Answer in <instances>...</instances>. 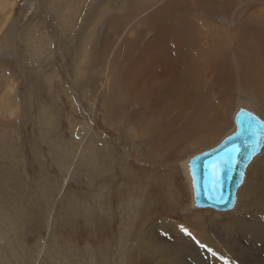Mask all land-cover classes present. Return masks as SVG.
I'll use <instances>...</instances> for the list:
<instances>
[{
  "label": "rangeland",
  "instance_id": "obj_1",
  "mask_svg": "<svg viewBox=\"0 0 264 264\" xmlns=\"http://www.w3.org/2000/svg\"><path fill=\"white\" fill-rule=\"evenodd\" d=\"M221 1L8 3L12 6L6 24L10 35L0 43V108L5 110L0 112L1 264H11L8 260L12 264H264V153L248 168L237 204L227 212L194 208L181 170V160L229 134L234 125L232 108L248 95L241 91L240 71L234 63L228 76L223 75L222 67H230L233 58L226 54L229 42L224 33L209 44L215 48L210 55L195 56L199 46L193 45L206 47L205 37L211 40L206 20L214 30L218 25L231 28L232 38L239 20L259 3L233 0L222 7ZM66 2L71 29L54 13ZM246 6L249 11H244ZM182 25L197 28L187 45L179 42ZM28 33V39L35 34L52 40L40 61L29 56L24 40ZM263 36L259 32L253 38L259 43L251 44L259 48L257 53L263 52L257 57L264 69ZM244 37L240 32L237 41L242 44ZM177 41L181 45L175 46ZM87 42L90 49L82 53ZM238 54L244 64L253 60L254 53ZM134 57L142 61H136L132 74L126 64ZM81 67L84 75L77 77ZM251 105L264 118V107L254 101ZM78 126L89 133L85 139L91 149L80 148ZM93 158L99 162H92ZM166 218L175 219L179 231L169 227ZM225 223L236 231L231 226L226 234L221 230ZM207 244L225 248L220 252ZM10 250L20 253L13 251L12 257Z\"/></svg>",
  "mask_w": 264,
  "mask_h": 264
},
{
  "label": "bare ground",
  "instance_id": "obj_2",
  "mask_svg": "<svg viewBox=\"0 0 264 264\" xmlns=\"http://www.w3.org/2000/svg\"><path fill=\"white\" fill-rule=\"evenodd\" d=\"M13 1H16V0H0V10L2 9V12L0 11V43H3V42H6L7 41V36L9 37V35H10V31H9V25L6 27V24H7V19L9 18V16H10V14H11V7L12 6H8V3H13ZM70 1H72V0H69V2ZM82 1L83 0H81V4H82ZM231 1H233V0H222L220 3H221V6L222 7H225V6H228L229 5V3H231ZM239 1V0H238ZM245 0H241V1H239L240 3L241 2H244ZM252 1V0H251ZM255 1H259V3L258 4H256V6H257V8L255 7V9L253 10V11H251L250 10V12H247L246 14H244V15H246V16H243L244 18L242 19V20H239V22H238V24H237V26L235 27V33H234V31L233 32H231L232 34V38H231V36H230V29L228 28V25H227V28H228V30H225L221 25H218V29L217 30H214V28L213 27H211L209 24L211 23V22H209L208 20H206V28L208 27L209 28V38L211 39V40H206V39H208L207 38V36L205 37V40H204V43H206V47L203 45V44H195V45H193L194 47H196V46H199L198 48H199V51H197L198 50V48H197V50L195 49V53H196V55L195 56H201V55H203V56H205V55H207V54H209L210 55V53H211V51L213 50V49H215V48H213V47H211L209 44L210 43H212V42H215V41H218V38H217V34H219V33H224V36H225V41L226 42H229V46L226 48V49H229L230 48V46H231V42L233 41V43H232V45H234V50L232 51L233 53H231V52H229L228 53V51H226V54L228 53V55L229 56H233V57H235V58H238V59H240L239 57H236V55H239L238 53L240 52V51H242L243 50V53L245 54V52L247 51L248 53H249V56L251 55V54H253L254 53V55H253V57H252V59L253 60H251L250 62H249V60H246L247 61V63L246 64H244V63H242V64H240V65H237L236 67L238 68V71H240V82H241V84H242V87L244 88V89H241V91H242V93H244V94H248V95H242L241 96V98L239 99V100H237V103L238 102H240L238 105L239 106H237L236 108L234 107V108H232L233 109V112L231 113V116H232V119H233V121H234V115L236 114V112H237V110L239 109V108H245L246 110H248V111H250L251 113H253V114H255L257 117H259L260 119H262V121H264V118L263 117H261L258 113H256L254 110H253V108L252 107H255L256 105H258V104H254L255 106H253V105H251V101H254V102H256V103H260V105H262L261 107H264V69L262 68V65L263 64H261V66H260V64H259V60H260V57L258 58L257 57V54L258 53H260V55L259 56H261L262 54H263V52H258L257 53V51H256V49H259L258 47H253V44H251V43H254V44H256V43H259L258 41H257V38H256V42L255 41H253V38H255L254 36H257L258 35V33L259 32H264V0H255ZM68 2H66V3H64L63 5H61V6H59V8H57V9H54L55 11H54V13H56V16L55 17H59V18H61V20H63V25L65 26V27H67L68 29H71L72 28V24L70 23V21H72V19H71V12L69 11L70 10V5L69 4H67ZM249 3V2H248ZM255 4V3H254ZM220 6V5H219ZM221 6H220V8H221ZM63 8V9H62ZM251 8V7H250ZM249 8V9H250ZM109 10V9H108ZM216 10V9H215ZM248 9H247V6L245 7V9H244V11H247ZM71 11H72V9H71ZM212 11V10H211ZM219 11V10H218ZM243 11V12H244ZM249 11V10H248ZM222 12V11H221ZM138 13V12H137ZM209 13V12H208ZM219 13V12H218ZM58 15V16H57ZM156 15V14H155ZM129 16V15H128ZM212 16V15H211ZM178 17V16H177ZM242 18V17H241ZM240 18V19H241ZM143 19V18H142ZM60 20V21H61ZM234 20V19H233ZM253 20H255L256 22H255V24H256V27H255V25H253ZM137 21V20H136ZM181 21H183V20H181ZM176 22V21H175ZM178 22V21H177ZM136 23H138L139 25H140V23L139 22H136ZM135 24V23H134ZM137 24V25H138ZM252 24V25H251ZM57 25V24H56ZM96 25V23L94 24V26ZM138 25V26H139ZM176 25L178 26V24L176 23ZM180 25V24H179ZM192 25H189V26H184V25H182V27L180 26L178 29V31H180V32H178V34H179V36H180V43L182 44V45H187V43H186V40H187V38H189V39H193L192 37H191V34H192V36H193V32L194 33H196L197 34V31H196V27L195 28H193V27H191ZM235 26V25H234ZM6 27V28H5ZM5 28V29H4ZM94 28V27H93ZM135 28H137L136 27V25H135ZM254 30H253V29ZM66 29V28H65ZM172 29V28H171ZM176 29V28H175ZM163 31L165 30V29H162ZM174 30V29H173ZM177 30V29H176ZM196 32H195V31ZM206 30V29H205ZM211 30H213V32H211ZM249 30H251L252 32H249L248 33V31ZM158 31V30H157ZM168 31V30H167ZM183 31H185V32H183ZM158 32H161V31H158ZM186 32L188 33V35H189V37H186ZM240 32H242V33H244V35H245V37H244V39H242L241 38V41H242V44H240L237 40H238V36H239V34H240ZM30 33H32V31L30 32ZM30 33H28V34H26L25 36H24V40H25V42H26V46H27V48H28V50H29V56H30V58L31 59H33V60H36V61H40V60H42V58H44V53L47 51L46 50V48H45V46H48L49 45V47H50V44H49V42H52V40H50L49 39V42L47 41V39H40V37H41V35H42V33L40 32V37H37V36H35V34L32 36V38L31 39H28L27 38V36L28 35H30ZM162 33V32H161ZM174 33V32H173ZM176 33V32H175ZM171 34V33H170ZM196 34H194V35H196ZM205 34V33H204ZM252 34L254 35V36H252ZM43 35H44V37H46V34L45 33H43ZM159 36L161 35V34H158ZM157 35V36H158ZM173 35V34H172ZM246 35H247V37H246ZM90 36V31H89V34L86 36V39L88 38H90L89 37ZM212 36H214V37H212ZM12 37H13V35H12ZM155 38V37H154ZM159 38V37H158ZM174 38V37H173ZM234 38V39H233ZM156 39V38H155ZM174 39H176V37L174 38ZM197 39V38H196ZM132 40V39H131ZM153 40V39H152ZM158 40V39H157ZM163 40V39H162ZM263 40H264V36H263ZM191 41V40H190ZM24 42V43H25ZM136 42V41H135ZM162 42V41H161ZM175 42H176V40H175ZM184 42V43H183ZM262 42V41H261ZM124 43H128V41H124L123 42V44ZM130 43V42H129ZM173 43V42H172ZM180 43H178V41H177V43H174L175 44V46H176V44H180ZM245 43H247L246 45H247V50L245 49ZM88 42L84 45V52L82 51V53H86L87 52V50H89L90 49V47L88 48ZM154 44V43H153ZM163 44V43H162ZM180 44V45H181ZM194 44V43H193ZM261 44V43H260ZM129 44H127V46H128ZM135 45H136V43H135ZM142 45H144V44H142ZM165 45V44H164ZM244 45V49H242V46ZM258 45V44H257ZM118 47H115V49H114V51H116V49L118 50V48H119V45H117ZM131 46V45H130ZM156 46H158V44L156 45ZM204 46V47H203ZM248 46H249V48H248ZM256 46V45H255ZM260 46V45H259ZM262 46H264V41H263V44H262ZM173 47V46H172ZM179 47V46H178ZM178 47H174L175 49H177ZM183 47V46H182ZM150 48H151V46H150ZM156 48V47H155ZM180 48V47H179ZM187 48V47H186ZM128 49V48H127ZM149 49V48H148ZM159 49H161V48H159ZM183 49V48H182ZM205 49H207V50H205ZM154 50V49H153ZM187 50V49H186ZM194 50V49H193ZM74 51V50H73ZM155 51V50H154ZM153 51V52H154ZM181 51V50H180ZM261 51H263V50H261ZM81 52V51H80ZM151 52H152V50H151ZM156 52H157V50H156ZM74 53V52H73ZM89 53V52H88ZM146 53V52H145ZM174 53V52H173ZM194 53V54H195ZM217 53H220V54H223L222 52H219V51H217ZM154 54H156V53H154ZM175 54V53H174ZM173 54V55H174ZM114 55V54H113ZM112 55V56H113ZM149 55H151V53L149 54ZM148 55V56H149ZM157 55V54H156ZM156 55H155V57H156ZM178 55V54H177ZM208 55V56H209ZM111 56V55H110ZM109 56V57H110ZM142 56V55H141ZM148 56H147V58H148ZM188 56V55H187ZM84 57H86V55H84ZM121 57V56H120ZM153 57H154V55H153ZM166 57V56H165ZM183 57H184V55H183ZM246 57V56H245ZM143 58H144V56H143ZM157 58V57H156ZM166 58H169V56L168 57H166ZM181 58V57H180ZM140 59V57L138 58V57H134V58H132V59H130L129 58V60H127V64H126V67H127V69H129L130 71H131V73H132V71H133V68H134V65L137 63L136 61H138ZM141 59H142V57H141ZM140 59V60H141ZM246 59V58H245ZM81 60H82V56H81ZM108 60H109V58H108ZM139 60V61H140ZM146 60H148V59H146ZM151 60V59H150ZM186 60H187V58H186ZM190 60V59H189ZM142 61V60H141ZM153 61V60H152ZM164 61H166V60H164ZM235 61V60H234ZM103 62V61H102ZM148 62V61H147ZM154 62V61H153ZM78 63V62H77ZM107 63H108V61H107ZM138 63H140V62H138ZM149 63V62H148ZM147 63V64H148ZM167 63V62H166ZM261 63V62H260ZM263 63V62H262ZM111 64V63H110ZM141 64V63H140ZM152 64V63H151ZM159 64V63H158ZM184 64V63H183ZM192 64V63H191ZM79 66H80V64H78ZM138 65V64H137ZM146 65V64H145ZM141 66V65H140ZM161 66V65H160ZM185 66V65H184ZM188 66V65H187ZM125 67V66H124ZM173 67V66H172ZM264 67V66H263ZM78 68V67H77ZM107 68H108V65H106V67H105V71L107 70ZM137 68H138V66H137ZM135 69V70H138L139 71V68L138 69ZM169 68H171V67H169ZM182 68V67H181ZM197 68V67H196ZM195 68V69H196ZM235 68V67H234ZM244 68H246V70L244 69ZM257 68V69H256ZM39 69V68H38ZM80 69V68H79ZM79 69H77L78 70V73H76V76L78 77V75H81V76H83L84 75V73H83V70L84 69H82V67H81V72L79 71ZM101 69V68H100ZM172 69V68H171ZM183 69V68H182ZM150 70V69H149ZM185 70V69H184ZM193 70V69H192ZM200 70H202V69H200ZM236 70V69H235ZM142 71V70H141ZM140 71V72H141ZM163 71V70H162ZM190 71V70H189ZM252 72V73H254V75H252V73H251V76H248V78L249 79H245L246 78V73L247 72ZM126 72V71H125ZM139 72V73H140ZM143 72V71H142ZM172 72V71H171ZM191 72V71H190ZM237 72V71H236ZM133 73H134V71H133ZM132 73V74H133ZM162 73V72H161ZM170 73V72H169ZM174 73H176V72H174ZM186 73V72H185ZM185 73H183V74H185ZM239 73V72H238ZM109 73H106V77H108L109 75H108ZM163 74V73H162ZM128 75H130V74H128ZM166 75H168L169 76V74H166ZM173 75H175V74H173ZM136 76H137V74H136ZM135 76V77H136ZM176 76V75H175ZM174 76V77H175ZM131 77V76H130ZM191 77V76H190ZM169 78V77H168ZM173 78V77H172ZM171 78V79H172ZM177 78H179L178 76H177ZM7 79V78H6ZM136 79V78H135ZM135 79H134V81H135ZM170 79V78H169ZM252 79V80H251ZM204 80V79H203ZM254 80V81H253ZM127 81V80H126ZM134 81H133V83H134ZM248 81H252V83L248 86L246 83L248 82ZM148 82V81H147ZM170 82H171V80H170ZM206 82V81H205ZM1 83V82H0ZM8 83V82H7ZM10 83H11V81H10ZM13 83V82H12ZM146 83V82H145ZM149 83V82H148ZM197 83V82H196ZM203 83V82H202ZM139 84H141V83H139ZM238 84V83H237ZM142 85V84H141ZM246 85V86H245ZM237 86H239V85H237ZM10 89V88H9ZM110 89V88H109ZM11 91V90H10ZM200 92H201V90H199ZM1 93V92H0ZM0 99H1V101L3 102V96L0 94ZM110 96L106 99V102H105V106L106 107H108V105H109V101H110ZM182 98H184V97H182ZM132 99V98H131ZM192 99V98H191ZM244 100V101H243ZM241 101H243L242 103H241ZM2 102H1V104H2ZM133 102H134V100H133ZM235 102V101H234ZM114 103V102H113ZM191 103L193 104V103H195V101H192L191 100ZM244 103V104H243ZM131 104V103H130ZM130 106H132V105H129V107ZM197 106H199V105H197ZM196 106V107H197ZM218 107L220 108V106H219V104H218ZM260 107V106H259ZM112 108V107H111ZM235 109V110H234ZM255 109H256V107H255ZM261 109V108H260ZM112 110V109H111ZM1 111H5L3 108H0V112ZM129 111V110H128ZM226 111V110H225ZM47 113V112H46ZM122 115V114H121ZM132 115H134L133 113H132ZM225 115V114H224ZM108 116H109V118H111V116H110V114H108ZM156 116V115H155ZM217 120V119H216ZM135 122V121H134ZM231 122V121H230ZM233 124H234V122H233ZM48 125V124H47ZM233 126V128L231 127V131L229 132V134H231V133H233L234 132V130H235V124L234 125H232ZM147 129V128H146ZM149 129V128H148ZM45 132V131H44ZM46 134V133H45ZM76 134H77V138H79V146H80V148L82 149V147H89L88 149H91L92 148V146L88 143V141H86V139H85V137H87V134H89V133H87L82 127H80V126H78L77 127V129H76ZM146 134V133H145ZM149 134V133H148ZM222 134V133H221ZM229 134H227V135H225V137L226 136H228ZM149 135H151V134H149ZM152 136V135H151ZM225 137H223L222 139H220L217 143H215V145H213V146H211V147H209L208 149H210V148H213L214 146H216L219 142H221ZM76 141H78V140H76ZM96 142V141H95ZM78 146V147H79ZM60 148H61V146H60ZM65 149V148H64ZM208 149H206V150H208ZM61 150V149H60ZM175 150V149H174ZM85 151V150H84ZM83 151V152H84ZM91 151V150H90ZM138 151V150H137ZM141 151V150H140ZM205 151V150H204ZM71 152V151H70ZM98 152V151H97ZM202 152V151H201ZM65 153V152H64ZM63 153V154H64ZM77 153V152H76ZM101 153V152H100ZM190 153V152H189ZM200 153V152H199ZM262 153H264V135H263V142H262V144H261V148L259 149V152H258V154H256L252 159H251V161H250V163L247 165V167L245 168V173H244V176H243V180H242V182H241V184L236 188V191H235V194H234V196H235V202H234V206L231 208V209H229V210H219V211H216V212H227V211H231V210H233L234 208H235V206H236V204H237V201H238V199H239V195H238V193H239V189L242 187V185H243V183H244V181H245V178H246V174H247V170H248V168L250 167V165L253 163V161L256 159V158H258L259 157V155L261 154L262 155ZM92 154V153H91ZM94 154H95V152H94ZM133 154V153H132ZM102 155V154H101ZM196 155V154H195ZM195 155H193V156H195ZM65 156H67V155H65ZM71 156H73V155H71ZM91 156V155H90ZM177 156V155H176ZM193 156H191V157H188V158H185V159H183V160H181V170H182V173L184 174V177H185V179H186V181H187V185H188V188H189V190L191 191V204H192V206L194 207V208H198L197 206H196V203H195V191H194V179H193V176H192V174H191V164H190V160H191V158L193 157ZM95 157V156H94ZM99 157V156H98ZM174 157V156H173ZM96 158V157H95ZM94 158L92 159V162H94V161H96L97 163L99 162L98 160H99V158H98V160H94ZM132 164V163H131ZM69 167V166H68ZM98 168V167H97ZM62 170H63V168H62ZM263 170V169H262ZM70 172V171H69ZM166 173V172H165ZM66 175V174H65ZM143 180V179H142ZM247 182V181H246ZM122 185V184H121ZM150 206V205H149ZM98 207V206H97ZM14 208V207H13ZM180 208V207H179ZM199 209H201V208H199ZM203 209V208H202ZM207 209H211V208H207ZM212 210V209H211ZM8 212V211H7ZM12 213V212H11ZM13 214V213H12ZM223 214V213H222ZM254 214V213H253ZM8 216V215H7ZM257 216V215H256ZM16 217V216H15ZM246 217V216H245ZM251 217V216H250ZM254 217H255V215H254ZM263 217V216H262ZM17 218V217H16ZM252 218V217H251ZM257 218H258V216H257ZM3 219V218H2ZM15 219V218H14ZM14 219H12V220H14ZM95 219V218H94ZM162 219V218H161ZM245 219V218H244ZM264 219V218H263ZM16 220H18V219H16ZM164 220V219H163ZM166 220V222L168 223V225H169V227H170V225L173 227V230H175V231H179V227L177 226L178 225V223L177 222H175L174 220H171V219H168V218H166L165 219ZM256 220V219H255ZM257 220H260V219H257ZM262 220V219H261ZM260 220V221H261ZM5 221L7 222V220L5 219ZM15 221V220H14ZM20 221V220H19ZM21 221H22V219H21ZM162 221V220H161ZM206 221V220H205ZM263 221V220H262ZM261 221V222H262ZM17 222V221H16ZM155 222V221H154ZM160 222V221H159ZM186 222V221H185ZM242 222H243V220H242ZM241 222V223H242ZM10 223V222H9ZM160 223H162V222H160ZM164 223H165V221H164ZM236 223H239V221L237 222V220H236ZM14 224V223H13ZM17 224V223H16ZM255 224V223H254ZM253 224V225H254ZM8 225H10V224H8ZM18 225V224H17ZM233 225H234V222H233ZM232 224H224V225H222L221 227L223 228V229H221V230H223L224 232L226 231V234H228L229 235V231L228 230H232V229H229L231 226L234 228V226H233ZM237 225V224H236ZM241 224H239V226H240ZM14 226V225H13ZM19 226V225H18ZM162 226H164V225H162ZM255 226V225H254ZM8 226L7 225H5V228H7ZM15 227L17 228V226L15 225ZM166 227V226H165ZM164 227V228H165ZM252 227V226H251ZM12 228V227H11ZM208 228V227H207ZM167 229V227L164 229V230H166ZM172 229V228H171ZM235 229V228H234ZM237 229V228H236ZM236 229H235V231H236ZM20 230V229H19ZM149 230V229H148ZM172 230V231H173ZM7 231V230H6ZM128 231V230H127ZM234 231V230H233ZM234 231V232H235ZM238 231V230H237ZM208 232V231H207ZM233 232V233H234ZM94 233H95V231H94ZM174 233V232H173ZM177 233V232H176ZM236 233V232H235ZM96 234V233H95ZM137 234V233H136ZM232 234V233H231ZM16 235L17 234H13L12 235V237L11 238H13V239H15L16 240ZM9 236H11V235H9ZM97 236V235H96ZM147 237V236H146ZM141 238H143L142 236H141ZM209 238L211 239V236H209ZM6 239H8V238H6ZM12 239V240H13ZM226 239H228V237L226 238ZM230 239H233V238H230ZM9 240V239H8ZM148 240H150V239H148ZM173 240V239H172ZM212 240V239H211ZM249 240V239H248ZM210 241V240H209ZM13 242V241H12ZM17 242V241H16ZM16 242H15V244H16ZM173 242V241H172ZM203 242V241H202ZM212 242V241H211ZM216 242H218V241H216ZM4 243V242H3ZM18 243V242H17ZM138 243V242H137ZM140 243L141 244H143L144 243V240L142 239L141 241H140ZM168 243V242H167ZM208 243V242H207ZM220 243L221 244H223L221 241H220ZM8 244H10V243H8ZM14 244V245H15ZM19 244V243H18ZM154 244H156L155 242H153V245ZM174 244V243H173ZM210 244V243H209ZM209 244H207V245H209ZM215 244V243H214ZM226 245H227V243H225ZM12 245V244H11ZM9 246V247H11L10 249L12 250V247L14 246ZM119 245V244H118ZM169 245H171V244H169ZM204 245V244H203ZM207 245H205V246H207ZM216 245V244H215ZM215 245H209V247L211 248V247H217L219 250H220V252L222 251L223 252V248H225V247H222L221 248V245H217V246H215ZM225 245V246H226ZM17 246V245H16ZM165 246H167V245H165ZM174 246V245H173ZM9 247H8V249H9ZM23 248V247H22ZM121 248V247H120ZM164 248H167V247H164ZM207 248H208V246H207ZM122 249V248H121ZM133 249V248H132ZM144 249V248H143ZM213 249V248H212ZM227 249V248H226ZM10 250V251H11ZM21 250V249H20ZM42 250V249H41ZM118 250H119V248H118ZM210 250V249H209ZM209 250H207V251H209ZM228 250V252H230L231 253V251L229 250V249H227ZM260 250V249H259ZM15 253L16 252H19L18 250H13ZM13 251H11L10 253H11V256L13 257V255H14V252ZM122 251V250H121ZM121 251H119L118 253H120ZM213 252L211 253V254H213L214 253V250H212ZM255 251V250H254ZM9 252V251H8ZM24 252V251H23ZM20 253V252H19ZM124 253V252H123ZM216 253V252H215ZM214 253V254H215ZM226 253H227V251H226ZM230 253H228V254H226V255H229ZM213 254V255H214ZM222 254V253H221ZM118 255H120V254H118ZM212 255V256H213ZM216 255V254H215ZM214 255V256H215ZM218 255V254H217ZM220 255V254H219ZM219 255H218V258H219ZM124 256V255H123ZM158 256V255H157ZM169 256V255H168ZM118 257H120V256H118ZM217 257V256H216ZM225 257V256H224ZM228 257V256H227ZM16 258L18 259V257L16 256ZM23 258V257H22ZM220 258H222V257H220ZM229 258V257H228ZM11 259V258H10ZM90 259V258H89ZM223 259V258H222ZM221 259V260H222ZM15 260V259H14ZM114 260V259H113ZM113 260H111V262L113 261ZM116 260V259H115ZM223 260H227V259H223ZM2 260L0 259V264L2 263L1 262ZM11 264H12V260H8ZM94 261V260H93ZM92 261V262H93ZM228 261V260H227ZM229 261H231V260H229ZM228 261V262H229ZM222 262H224V261H222ZM226 262V261H225ZM242 262V261H241ZM37 263V262H36ZM117 263V262H116ZM164 264H166L165 262H163ZM162 262H161V264H163ZM230 263V262H229ZM244 263V262H243ZM6 264V263H5ZM107 264V263H106ZM111 264H113V262L111 263ZM121 264V263H120ZM160 264V263H159ZM168 264V263H167ZM171 264H173V263H171ZM174 264H176V263H174ZM228 264V263H227ZM232 264V263H231Z\"/></svg>",
  "mask_w": 264,
  "mask_h": 264
},
{
  "label": "water",
  "instance_id": "obj_3",
  "mask_svg": "<svg viewBox=\"0 0 264 264\" xmlns=\"http://www.w3.org/2000/svg\"><path fill=\"white\" fill-rule=\"evenodd\" d=\"M233 122V133L190 160L198 208L214 211L231 209L245 168L261 148L264 135L262 119L245 108H239Z\"/></svg>",
  "mask_w": 264,
  "mask_h": 264
},
{
  "label": "crops",
  "instance_id": "obj_4",
  "mask_svg": "<svg viewBox=\"0 0 264 264\" xmlns=\"http://www.w3.org/2000/svg\"><path fill=\"white\" fill-rule=\"evenodd\" d=\"M227 23H229V21L227 22ZM226 51H228V52H231V53H233L232 52V49H226ZM235 60V61H234ZM233 63L235 64V66H237V65H240V64H242V63H244L243 61H241V60H239L238 58H235V57H233L232 58V62H230V67H229V65H225V68L224 67H222V70H223V75H227V71H231L232 69H233ZM229 68V69H228ZM238 69V68H237ZM228 76V75H227Z\"/></svg>",
  "mask_w": 264,
  "mask_h": 264
}]
</instances>
